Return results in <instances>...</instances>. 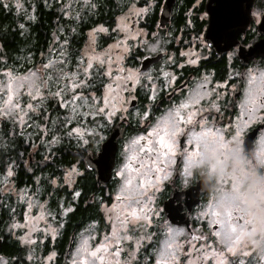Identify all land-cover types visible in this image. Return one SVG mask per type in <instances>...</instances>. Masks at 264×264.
Wrapping results in <instances>:
<instances>
[{"label":"snow or ice","instance_id":"snow-or-ice-1","mask_svg":"<svg viewBox=\"0 0 264 264\" xmlns=\"http://www.w3.org/2000/svg\"><path fill=\"white\" fill-rule=\"evenodd\" d=\"M98 3L99 0H43L44 7L59 16L53 44L47 54L41 53L39 64L32 62L31 53L26 58L28 66L9 64L0 46V124L13 143L18 138L35 149L39 142L46 153L43 159L51 160L59 150L57 146L74 142L90 160L92 154L102 153L105 133L115 121L131 120L138 126L135 134L123 139L114 168L109 158L110 191L106 199L97 198L99 214L91 217L77 235L65 264H264V257L258 259L241 245L238 229L246 220L239 209L226 206L221 210L218 202L208 197L195 211L197 226L193 228L162 220L155 206L156 194L174 173L184 182L191 177V169L202 162L197 157L209 136L223 147L224 142L257 125L253 133L256 159L264 163V66L229 73L213 87H209L211 73L199 76L183 89L179 103L158 116L150 115L158 86L160 91L177 90L173 87L178 76L174 69L196 66L205 59L211 47L209 41L225 60L233 61L239 55L233 45L243 25L255 23L264 29V9L250 13L243 0H221L217 9H209L212 20L207 33L197 31L185 40L171 31L161 36L140 26L154 7L160 8L157 0H144L143 6H139L140 0H126L113 20L114 27L96 25L87 33L84 48L72 51L69 36L76 28L69 26L66 30L60 19L79 21L85 11L94 14ZM198 4L199 0H195L193 8L197 11ZM5 12L14 15L13 22L21 35L27 29L19 21L36 20L32 0H0V13ZM187 24L190 26L191 20ZM109 33L114 34L113 43L97 51V37ZM167 37L186 46L187 50L178 52L180 59L167 51L171 46ZM150 57L162 59L163 63L148 67ZM133 60L137 64L143 61L142 66H136ZM226 86L230 91L239 88L240 99L234 104V119L219 123L221 106L217 101L222 92L218 89ZM141 92L148 105L133 103ZM212 96L215 99L210 100ZM49 101L53 104L49 105ZM50 108L54 114H50ZM210 111L217 116L209 119L206 113ZM8 151L9 145L0 139V209L9 219L7 231L25 246L21 251L26 254L19 258L0 255V264H51L56 253L37 255V249L46 238H55L63 227L58 217L73 209L71 202H57L52 208L50 200L58 190L67 188L72 189L73 201L78 198V183L85 175L81 169L89 170L90 165L83 164L77 153L62 176H45L42 185V178L33 175L35 186L19 187L20 163ZM28 163L23 161L31 172Z\"/></svg>","mask_w":264,"mask_h":264},{"label":"flooded vegetation","instance_id":"flooded-vegetation-1","mask_svg":"<svg viewBox=\"0 0 264 264\" xmlns=\"http://www.w3.org/2000/svg\"><path fill=\"white\" fill-rule=\"evenodd\" d=\"M115 2L120 8L119 1L115 0ZM220 2L221 0H199L197 11L193 8L195 0H175L171 8L169 20L164 25H162V13L165 0H157L160 8L157 9L154 7L153 11L141 21L140 26L144 27L146 32H157L163 36V34L171 31L173 35L183 36L185 40H190L197 31L203 32L205 34L207 33L211 24L210 19L212 16V12L209 11V9H217ZM243 4L249 8L250 13L258 12L264 9V0H243ZM200 17H203V19H200ZM188 20H191L190 26L187 24ZM167 39L171 41V46L167 47V51L169 53L177 54V59H180L178 52L181 50H187L186 46H182L178 40H171V37H167ZM262 41H264V29H262L260 25L253 23L244 24L243 30H241L238 34L233 48L239 53V55L234 58L233 61L229 62L225 60L220 54L219 49L215 45H210L211 47L209 52L204 54L206 58L201 60L196 66H186L181 69H174L178 73L177 81L173 85V87L177 89L175 92H173L171 88L166 92L160 91L158 86V95L157 98L151 103L152 111L150 115L158 116L173 103H179L180 99L182 98L181 93L183 89L191 86L192 82L199 76L211 73L212 75L210 79L212 83L209 85V87H213L217 81L225 80L229 73L237 71L242 72L247 67L264 66V54L256 55L253 50L256 45ZM220 48H223V41L220 43ZM139 51H143V49H140ZM135 52L134 53L136 55H139L138 51L135 50ZM145 55H147V53H145ZM141 63L142 61L138 64L136 61H134V64H136L138 67L141 66ZM162 63L163 60L160 59L158 62L153 63L150 67L155 68ZM230 64L232 65L231 67L229 66ZM237 84H239V81ZM218 91L222 92L221 100L217 101V103L221 106L220 114L217 116L214 111H210V114L206 113V115H209V119H211L212 116H217L219 123H228L231 119H234L236 115L234 104H238L240 99L239 88L230 91L226 86V89H218ZM209 99L212 100L215 99V97L212 96L209 97ZM133 103L137 105H148L149 101L147 100L145 94L141 92ZM201 103L204 102L202 101ZM118 123H120L121 128L125 130V134L121 139L118 140L115 165L119 158L120 145L123 139L135 134L138 131L137 124L131 122V120H126L124 122L115 121L110 129L112 130V128ZM139 127H142V125ZM256 127L257 125L251 126L246 132L247 140L249 139L248 137L254 133ZM111 130L106 132V139L109 136ZM181 140H183V137H181ZM255 140L256 137L253 136L251 142L254 144ZM72 148L74 149V152L71 153L70 150V158L71 156L73 158L74 154L79 153V159L83 164L86 165L85 161L88 157V154L80 153L79 149L75 148L74 146H72ZM98 154L99 153L92 154L91 159H95ZM83 155L84 157L82 160ZM29 161L31 165L35 164L41 167L45 164L46 166H49L52 163L55 164L56 161H58V152L56 151V155L51 160H44L43 155L40 152H38V154L36 152H32L29 154ZM81 170L85 172L83 179H80L78 183L81 195L73 201L72 196L70 195L72 189L67 188L64 189V191H66V195H57V199L52 203V205L56 207L57 202L62 201V203L65 205L71 202L73 210L69 212L65 218V228H60L55 238H46L44 243L37 249V255H47L49 251L55 252L56 256L53 264H65L67 260V254L74 247V241L79 232L82 230V227L90 222L92 214H94L95 217L99 214V209L96 206L97 198L103 196L106 199L107 194L110 191L111 179L107 184H98L96 171L85 170L83 168ZM22 173L27 175L25 171H22ZM42 175L43 173H39L36 176H40L43 179ZM46 176L50 177L47 173ZM20 177L22 176L20 171H18L17 178ZM23 181H27L25 177H23ZM25 184L26 183L23 185L18 184V186L23 187ZM33 184H35L34 181L30 183L32 186ZM198 187L199 186L196 185L194 181H190L188 179L187 182H184L183 178L174 173L172 178L165 182L162 191L156 194L157 200L155 206L161 213L162 220H168L170 223H176L177 226H191L195 228L197 226L193 219L195 211L201 205H203L208 198L206 193L198 191ZM45 188H47V186ZM85 190H88V192L84 194L83 191ZM66 198L69 199L68 202H66ZM78 211H81L82 216L85 219L80 216V220L78 219L77 221L74 218V215ZM173 213L177 215L174 221L170 217ZM0 219V255H3L6 258L9 256L19 258L25 255L26 253L21 251V249L25 246L20 245L15 236L9 234L7 228H5L6 224L8 223V216L4 214L3 209H0ZM186 221L188 222V225L184 224Z\"/></svg>","mask_w":264,"mask_h":264},{"label":"clouds","instance_id":"clouds-1","mask_svg":"<svg viewBox=\"0 0 264 264\" xmlns=\"http://www.w3.org/2000/svg\"><path fill=\"white\" fill-rule=\"evenodd\" d=\"M255 139V138H254ZM253 144L246 133L221 142L209 136L201 145V163L192 169L188 179L198 185L218 206L239 209L246 224L238 229L241 245L259 259L264 257V163L256 159Z\"/></svg>","mask_w":264,"mask_h":264},{"label":"trees","instance_id":"trees-1","mask_svg":"<svg viewBox=\"0 0 264 264\" xmlns=\"http://www.w3.org/2000/svg\"><path fill=\"white\" fill-rule=\"evenodd\" d=\"M32 2L36 6V20L34 22H28L24 20L19 21L20 23H25L27 29L24 31L23 35L20 34L21 30L13 22V14L6 12L0 13V46H2L3 55L9 64L16 62V56L21 53L23 48H26V51L31 53L34 63H40L42 60L41 53L47 54L50 43L53 40V33L57 29V17L59 16V13L53 11L52 9L45 8L43 5V0H32ZM100 3L101 5H98L97 15L94 17L91 16L89 21H82V23H80L79 35H74L73 40V43L76 45L77 49L80 48L81 44L84 42L86 32L92 26L100 23H104L110 27L114 25L113 20L118 15L117 12L114 14L112 11L115 7V0H101ZM66 21L63 18L60 19V23L64 25H66L67 22L69 23V21ZM109 40L110 38L106 37L103 41V44H106ZM2 132L5 136L6 129H4L3 126ZM58 148V161H56L55 164L52 163L49 166L44 164L40 167L35 164L31 165L29 161V154L32 153V148L28 143H21L18 138L15 139L14 143L11 142L8 155L13 156L20 163V168L18 171H20L22 177L17 178L18 184L23 185L26 183L30 185V183L33 181V175L36 176L39 173H47L49 176L52 174L62 176L63 170L67 167L68 162L72 160V156L70 158L69 155L70 150L71 153H73L74 149L72 148V143H65L58 146ZM36 153L38 154V152ZM20 154H23L22 160L20 158ZM83 157L84 155L82 156V160ZM23 161L29 162L28 166L32 168L31 172L26 170ZM21 170L23 172L25 171L27 175L23 174ZM23 177H25L27 181L24 182ZM83 192L85 194L88 192V190ZM61 194L66 195V191L59 190L58 195L62 196ZM56 196L54 200H52V203L57 199ZM68 200L69 199L66 198V202H68ZM80 216L83 217L81 211H78L74 215V218L78 221V219L80 220ZM91 217H95L94 214H92Z\"/></svg>","mask_w":264,"mask_h":264},{"label":"water","instance_id":"water-1","mask_svg":"<svg viewBox=\"0 0 264 264\" xmlns=\"http://www.w3.org/2000/svg\"><path fill=\"white\" fill-rule=\"evenodd\" d=\"M175 0H165V5L163 8V13H162V25H164L170 17V12L171 8L173 6V3ZM212 20V16L210 19V22ZM240 33V31H239ZM238 36V35H237ZM236 36V38H237ZM210 45H213L211 41H209ZM256 55H263L264 54V41L260 42L256 47L253 49ZM160 59H155L150 57L148 60V67H150L153 63L158 62ZM143 64V61L141 63V66ZM125 134V130L121 128V124L118 123L116 124L109 136L106 139L105 146L102 148V153L95 158V159H88L86 158V165H90L89 170L96 171L97 173V182L98 184H107L110 181V166H109V158H111L113 162V168L115 165V156L117 152V147H118V140L121 139ZM253 134H251L248 138H251L248 141H252L253 139ZM96 161H99V163H96ZM167 207V206H166ZM168 209V208H167ZM171 219L174 221L177 217L175 213L171 214ZM0 224H1V219H0ZM0 246H1V241H0Z\"/></svg>","mask_w":264,"mask_h":264},{"label":"rangeland","instance_id":"rangeland-1","mask_svg":"<svg viewBox=\"0 0 264 264\" xmlns=\"http://www.w3.org/2000/svg\"><path fill=\"white\" fill-rule=\"evenodd\" d=\"M100 1H101V0H99L98 5H99V4L101 5ZM118 1H119V3H120V8L116 5V2H115V3H114V4H115V7H114V9H113L112 11L114 12V14H115V12H117V14L120 15V12L118 13V11H120V9H121L122 7H124V5L126 4V0H118ZM143 2H144V0H140V4H139V6H143ZM100 5H99V6H100ZM48 9H51V8H48ZM125 10H126V8H125ZM97 12H98V7H97L96 10H94V14H89L87 11H85V12L82 14L81 19H80L79 21H76V22H72V21L67 20V21H69V23H68V22L66 21V19L63 18L67 23H66V25H64V24H62V23H61V24L65 27L66 30L68 29L69 26H71V27H75V28H76V32L70 34V36H69V38H70V42H71V45H72V51L77 50L76 45L73 43V40H74V35H75V36H76V35H79V25H80V23H82V21H89L91 16L94 17V16L97 15ZM100 24L104 25L105 27H109V28H111L110 26H108V25H106V24H104V23H100ZM100 24H96V25H100ZM96 25L92 26L91 28L95 27ZM112 27H114V25H113ZM91 28L86 32L85 40H84V42L81 44L80 48H78V49H82V48H84L85 43H86V41H87V33L91 30ZM65 34H67V32H66ZM112 35H114V34H112V33H109V34H100V35L97 37V51H99L101 48H106L108 44L113 43V39L111 38ZM106 37H109L110 40H109L106 44H103V41H104V39H105ZM52 44H53V40L51 41L50 46H51ZM50 46H49V49H50ZM49 49H48V51H49ZM48 51H47V53H48ZM134 52H135V50H134ZM135 53H136V52H135ZM28 56H29V53L26 51V48H23V49L21 50V53H19V54L16 56V63L25 64V66H28V65L26 64V58H27ZM19 57H23V58H25V59H24V60H18L17 58H19ZM32 62L34 63L33 59H32ZM132 62L134 63V61H132ZM37 64H39V63H37ZM48 103H49V105H52V104H53L52 101H49ZM54 111H55L54 109L50 108V114H54ZM59 111L62 112L63 110H59ZM113 124H114V123H113ZM2 126H3V125L0 124V139H3V142H4L5 144H8V145L10 146V143H11L12 141H11L10 139L6 138V137L3 135V132H2ZM112 126H113V125H112ZM110 128H111V127H110ZM110 128H109V129H110ZM109 129H108V130H109ZM108 130H107V131H108ZM107 131H106V132H107ZM105 134H106V133H105ZM106 136H107V135H106ZM32 139L35 140L36 138H35V137H32ZM72 146H74L75 148H77V147L75 146L74 142H72ZM32 152H33V153H34V152H40V153H42V155H43V154H46L45 151H44V149L40 146L39 142H37V146H36L35 149L32 148ZM45 176H46V173H43L42 177H45ZM41 181H42L41 183H42V185H43V179H42ZM33 186H35V184H33ZM44 187H46V186L44 185ZM44 198H45V197L42 195V196H41V199H44ZM60 203H62V201H60ZM50 206H51L52 208H55V206L52 205V200H50ZM67 214H68V213H67ZM67 214H66L65 216H63L62 218L58 217V219H62V222H63V227H62V228H65L64 225H65V218H66ZM8 223H9V219H8ZM8 223H7V224H8ZM7 224H6V227H5V228H7ZM85 226H86V225H85ZM85 226H84V227H85ZM82 228H83V227H82ZM58 231H59V230H58ZM80 232H81V231H80ZM80 232H79V233H80ZM55 237H56V236H55ZM54 260H55V257L53 258L51 264H53Z\"/></svg>","mask_w":264,"mask_h":264}]
</instances>
